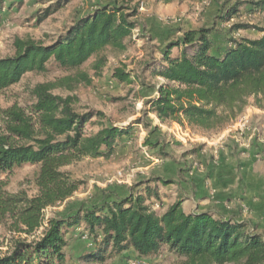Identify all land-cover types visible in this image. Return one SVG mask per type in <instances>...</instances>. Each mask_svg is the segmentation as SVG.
<instances>
[{
    "label": "trees",
    "instance_id": "16d2710c",
    "mask_svg": "<svg viewBox=\"0 0 264 264\" xmlns=\"http://www.w3.org/2000/svg\"><path fill=\"white\" fill-rule=\"evenodd\" d=\"M158 1L171 4L175 0ZM6 5L0 0V12ZM247 5L252 6L250 12L264 15V0ZM64 8V3L54 5L40 21ZM239 12L235 5L223 22H231ZM137 14V10L125 14L122 7L106 6L80 17L65 36L48 47L17 41L15 56L0 59V92L19 84L26 74L47 72L51 62L75 71L95 57V69L102 70L108 49L127 50L136 30L130 18ZM243 29L250 28L235 25L231 33ZM256 30L262 38L231 39L218 53L214 52L211 29L184 32L182 39L163 51L160 68L149 69L151 78L165 83L158 89V97L147 103L148 112L162 124L223 132L245 114L250 100L264 110V29ZM176 48L181 53L173 56ZM79 78L87 80L83 74ZM114 78L133 84L123 70L116 71ZM73 82L66 78L39 84L32 91L34 102L29 109L1 111L0 232L19 237L14 238L9 252H0V264H66V235L71 230H79L91 242L93 252L87 259L96 263L126 252H133L140 261L155 259L166 248L183 264H264V235L252 225L210 212L187 214L182 201L159 215L151 202L161 201L157 186L47 220L48 209L68 202L82 186L63 169L86 159H110L117 142L131 136L130 129L114 126L88 134V124L102 113L80 115L74 98L53 94L60 88L72 89ZM148 146L153 148L150 143ZM24 165L40 168L35 179L37 195L33 197L24 191H8L9 177ZM158 182L163 188L172 184ZM41 229L33 241L22 238L33 237Z\"/></svg>",
    "mask_w": 264,
    "mask_h": 264
},
{
    "label": "rangeland",
    "instance_id": "374dc122",
    "mask_svg": "<svg viewBox=\"0 0 264 264\" xmlns=\"http://www.w3.org/2000/svg\"><path fill=\"white\" fill-rule=\"evenodd\" d=\"M5 1L7 5L0 12V59L15 56L17 41H34L45 47L53 45L80 17L96 9L112 6L122 7L125 14H133L135 10L138 13L130 18L136 24V30L127 42V50L122 53L108 49L104 53L107 63L102 70L95 69V57L75 71L63 70L51 62L47 72L26 74L19 84L0 92V133L4 131L1 111L13 107L29 109L34 102L32 91L37 85L59 83L66 78L73 79L72 89L60 88L53 94L74 98V108L80 115L95 112L103 115L91 120L87 126L88 134L111 126L131 131L129 138L117 142L110 159H86L63 169L82 186L68 202L48 209L47 220L65 217L115 198H125L132 192L144 193L148 186H157L163 193L161 201H151L154 210L161 215L160 209L179 200H188L194 193L214 196L218 191L209 180L216 168L240 158L246 161L243 166L256 174L252 181L254 190L250 198L223 201L222 209L235 211L234 217L238 221H246L264 235V110L257 108L252 99L245 114L235 124L223 132H206L176 123L162 124L148 112L150 106L147 107L149 101L158 97V89L165 83L151 78L149 69L160 68L162 53L170 43L182 39L186 31L202 28L212 30L215 53L224 50L231 39H260L263 34L256 29H264V15L250 12L252 6H246V3L260 0H175L171 4L158 0ZM59 3H64L65 8L41 22L45 13ZM235 5L239 7V14L231 22H223ZM235 25L250 29L231 33ZM172 53L178 56L181 52L176 48ZM118 70L129 74L133 84L119 83L114 78ZM81 74L87 80L79 78ZM240 168L239 165L238 170ZM39 169V166L31 165L16 168L9 177L8 191L12 194L24 191L30 197L37 195L35 179ZM160 180L172 184L163 188ZM204 203L202 207L207 208L212 201ZM42 232L43 229L33 237L23 235L22 238L33 241ZM17 237L2 230L0 252H9ZM66 242V264H183L179 256L166 248L155 259L140 261L136 254L126 252L105 263H96L87 259L93 247L80 231H69Z\"/></svg>",
    "mask_w": 264,
    "mask_h": 264
},
{
    "label": "crops",
    "instance_id": "0c3cea01",
    "mask_svg": "<svg viewBox=\"0 0 264 264\" xmlns=\"http://www.w3.org/2000/svg\"><path fill=\"white\" fill-rule=\"evenodd\" d=\"M245 162L246 161L244 159L238 158L234 159L231 162L228 161L227 163L218 166L215 173L212 174V177L209 180L215 184V188L218 192L214 196L205 195L202 192L194 193L192 197H188V200H179L183 202V209L185 210V212L187 214H200L210 212L212 214H215L216 216H222L225 218L233 217L234 219H236L234 217L235 211H223L222 202H229L234 198L246 199L251 197V192L254 190L252 181L256 174H254L255 172L252 169L250 170L249 168L243 166ZM239 165L241 166V168L238 170ZM245 193L248 196H241V194ZM160 194L163 193L160 192ZM204 201H208L210 203L212 201L210 207H202L203 204H205ZM225 205L228 204L226 203ZM168 208L165 207L160 209L161 215L164 214Z\"/></svg>",
    "mask_w": 264,
    "mask_h": 264
},
{
    "label": "built area",
    "instance_id": "2783aa9c",
    "mask_svg": "<svg viewBox=\"0 0 264 264\" xmlns=\"http://www.w3.org/2000/svg\"><path fill=\"white\" fill-rule=\"evenodd\" d=\"M246 121L242 124V127L244 128L245 127V125H246ZM79 231V230H78ZM134 264H138V263H136V262H134Z\"/></svg>",
    "mask_w": 264,
    "mask_h": 264
}]
</instances>
